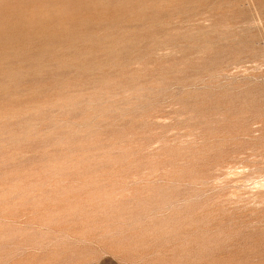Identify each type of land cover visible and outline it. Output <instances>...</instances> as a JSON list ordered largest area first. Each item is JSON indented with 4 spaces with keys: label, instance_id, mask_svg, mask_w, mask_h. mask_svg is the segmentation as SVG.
I'll list each match as a JSON object with an SVG mask.
<instances>
[{
    "label": "rangeland",
    "instance_id": "rangeland-1",
    "mask_svg": "<svg viewBox=\"0 0 264 264\" xmlns=\"http://www.w3.org/2000/svg\"><path fill=\"white\" fill-rule=\"evenodd\" d=\"M0 264H264V0H0Z\"/></svg>",
    "mask_w": 264,
    "mask_h": 264
}]
</instances>
